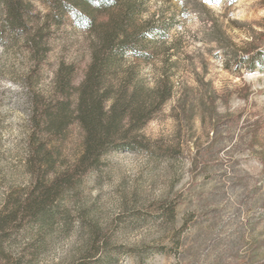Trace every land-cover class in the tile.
Here are the masks:
<instances>
[{
  "label": "rangeland",
  "instance_id": "1",
  "mask_svg": "<svg viewBox=\"0 0 264 264\" xmlns=\"http://www.w3.org/2000/svg\"><path fill=\"white\" fill-rule=\"evenodd\" d=\"M155 42L148 76L174 95L143 128L146 148L112 151L24 220L3 248L11 264H264V0H120ZM41 21L48 12L32 0ZM117 7L100 18L120 17ZM32 79L46 95L53 72L90 62L92 36L69 19L43 30ZM24 36L0 9V210L31 186ZM76 125L65 150L79 153Z\"/></svg>",
  "mask_w": 264,
  "mask_h": 264
},
{
  "label": "trees",
  "instance_id": "2",
  "mask_svg": "<svg viewBox=\"0 0 264 264\" xmlns=\"http://www.w3.org/2000/svg\"><path fill=\"white\" fill-rule=\"evenodd\" d=\"M48 12L41 16L32 0H0L5 27L15 37L23 35L34 66L27 78L31 133L28 138L31 186L11 195L0 210V264H11L4 250L13 231L35 217L58 194L96 169L103 155L112 151L146 148L143 128L174 95L171 76H148L155 42L149 30L133 20L135 6L119 7L120 0H41ZM119 7L118 19L100 22ZM69 19L92 36L90 62L76 82L72 64L61 62L53 72L46 95L33 90L44 53L43 30ZM76 125L79 153L65 150L69 128Z\"/></svg>",
  "mask_w": 264,
  "mask_h": 264
}]
</instances>
